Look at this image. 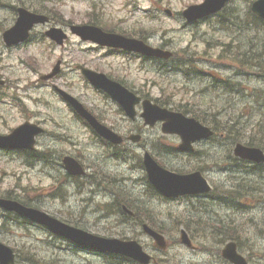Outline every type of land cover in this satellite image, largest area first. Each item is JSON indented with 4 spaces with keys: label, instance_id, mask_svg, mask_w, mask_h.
I'll return each mask as SVG.
<instances>
[{
    "label": "rangeland",
    "instance_id": "374dc122",
    "mask_svg": "<svg viewBox=\"0 0 264 264\" xmlns=\"http://www.w3.org/2000/svg\"><path fill=\"white\" fill-rule=\"evenodd\" d=\"M201 1L203 0H59L44 3L41 0H0V80H5L6 83L0 86V97H7L0 98V132L7 133L29 120L43 123L47 134L41 139L38 148L40 151H52L40 154L45 163L44 170L41 165L31 167L26 164L18 153L0 152V192L12 191L15 196L24 200L33 197L35 206L58 218H67L93 233L124 239L135 238L160 261H168V264H226L216 252V239L223 237L219 236L220 222H224L234 228V237L241 242L242 252L251 257V264H264V171L260 174L252 172L251 179H248L250 187L248 185L239 188L241 193L235 194L239 196L237 200H233V194L225 207L207 209L198 203L195 206L187 204V200L166 202L158 197L159 194L155 199L148 193H143L145 197L153 199L152 201L140 196L138 192L128 195V191L118 187L120 181L127 178V183L133 180L141 183L145 172H129L126 166L118 165L116 161L102 160L101 164L96 157L100 150L93 146V141L87 137V131L71 126L69 112L63 102L47 84L39 81V76L49 71L61 57L68 60L56 83L78 96L100 114L108 125L121 133H128L134 128L143 134L147 147L141 148L142 154L144 149L153 152L150 142L154 141L162 150L165 145L176 147L180 140L177 136L164 135L160 125L145 127L142 120H129L110 99L98 93L84 80L75 70V64H87L107 74L111 73L136 90L148 92L153 99L162 103L169 102L170 108L184 106L190 110L195 109L196 112H206L210 122L233 119L236 121L235 133L240 136V142L245 144L253 142L264 147V106L258 109L249 94L247 99H243L239 93H226L222 89L206 87L209 80L198 72L199 68L196 67L199 65L194 66L196 69L192 77L184 74L168 75L155 61H143L138 57L128 58L118 54L107 56L105 51L96 50L89 43L72 35L65 47L55 49L43 40L45 36L41 26L33 32L32 43L21 49H6L1 38L3 32L16 20L14 5H26L31 9L46 8L48 10L45 11H49L56 21L61 22L60 26L98 21L108 30L146 38L155 46L164 45L180 55L200 58L199 63L206 71L215 70L216 75L230 74L235 80L243 81L247 85L248 93L253 89L264 88L261 79L235 73L234 69L226 65L225 59L218 55L223 48L229 50L221 46L229 41V32L222 29L217 31L212 23L185 28L179 12ZM248 5L249 0H234L230 6L237 7L243 13ZM169 9L172 10V15L166 12ZM241 35L243 46L249 48L248 38L251 34ZM252 47L256 48L257 44L252 43L251 50ZM260 48L258 46L257 50ZM260 53H264V50ZM30 57L37 58V69L24 62ZM262 93L258 101L264 98V91ZM130 147L141 151L140 146L136 148L132 142ZM208 147L198 146L197 149L204 151L198 157L182 158L153 153L169 169L191 172L201 167L218 193H224L228 186L232 189V180L241 185L240 179L230 178L236 162L230 163L227 158L229 153L222 152V148L212 153V150H206ZM64 153L74 154L90 165L91 173L101 176L106 183L105 188L116 191V202L107 207L108 209H103L107 200L100 193L94 198L90 193H74L73 188L65 201L53 198L52 176L57 172L49 168H53L54 161ZM218 164H222L221 170ZM127 167L130 169V166ZM233 170L236 171L237 167ZM249 188L254 194L249 192ZM130 199L134 200L131 204L137 207L134 211L138 217H121L119 204ZM235 203L239 204L240 211L234 210ZM97 207L102 208L95 212ZM0 219H3L1 214ZM151 219H156L159 225L166 224L161 225V229L172 246L165 251L156 248L153 239L142 230V223L150 224ZM186 224L192 229L202 251L193 252L180 244V229ZM24 225L27 227L28 224ZM28 228L26 230L21 224L12 223L10 229L0 231V239L15 248H21L24 256L29 253L34 262L22 260L21 264H102L100 256L94 252L75 249L72 244L67 247V242L54 239L46 229L31 225ZM207 246L212 248L207 251Z\"/></svg>",
    "mask_w": 264,
    "mask_h": 264
},
{
    "label": "water",
    "instance_id": "95a60500",
    "mask_svg": "<svg viewBox=\"0 0 264 264\" xmlns=\"http://www.w3.org/2000/svg\"><path fill=\"white\" fill-rule=\"evenodd\" d=\"M228 0H206L202 5L194 6L190 8L189 11L186 12V16L188 18H195L198 16H204L208 14L215 13L219 11L222 7L225 6ZM254 9L258 11L259 14L264 16V0H259L255 5ZM20 18L15 30L28 31L35 22L44 21L45 17L38 16L36 14L30 13L24 9L20 10ZM74 28V27H73ZM74 31L81 35L84 39H92L102 44H109L114 46H121L127 49H134L140 51H147V53L155 54L156 51H149L146 47L142 45V43H137L136 41L126 39L124 37L107 34L103 32L101 29L83 26L76 27ZM53 34L57 36L62 35V31H53ZM20 35V34H19ZM18 35V36H19ZM25 35L21 36L24 38ZM131 43H135L134 46ZM89 78L94 79V84L99 87H103L106 91H108L115 99H117L124 107L128 115L132 118L135 117V104L140 101V98H137L134 94L130 93L126 89H124L118 83H115L103 75H98L95 73H88ZM95 75V76H94ZM72 105L81 113L87 116L89 119H93V117L84 109V107L77 102L76 100L69 99ZM145 113L143 116L145 117L148 123H155L156 120L164 119L166 120L165 131L168 132H179L183 133L186 128H189L188 131L190 133V138L197 135L195 130V125H199L194 119H187L182 114L172 113L166 109H161L157 105H152L150 101H145L144 103ZM200 126V127H199ZM199 135H207L208 129L199 125ZM32 126L30 124H25L20 127L13 135L8 137L0 136V144L1 145H9V146H21L23 144L32 145L33 138L37 132L33 131ZM205 130V131H204ZM28 145V146H29ZM235 153L238 156L243 158L251 159L256 162L264 161V152L259 148L246 147L242 144H239L235 149ZM147 169L149 174L151 175V179L156 181L157 186L164 192L170 195H179L182 193H198L199 191H207L209 190L208 185L206 184V180L202 177L200 173H194L191 175H175L164 169L160 168L156 165L153 160L147 156ZM0 205L4 206L9 210H15L22 215L31 216L35 220H38L42 223L48 225L54 231L61 233L64 236H67L76 242L83 245H90L93 247H97L100 249H104L107 251L118 252L126 255H130L135 257L136 259H141L144 262H149L150 258L144 254L141 250V247L138 246L136 242H124L119 239H107L101 238L98 236H93L87 232L82 230L69 227L58 220L49 217L47 215L41 214L36 211H32L23 207L22 205L7 200H0ZM150 234H153L158 241H160L161 236L154 233L150 229H146ZM183 241L188 242L186 236L183 237ZM189 243V242H188ZM163 245V244H161ZM225 255L235 261L237 264H246L245 259L235 254V248L231 245L226 251ZM0 264H17L15 261L14 251L8 247L7 245L0 242Z\"/></svg>",
    "mask_w": 264,
    "mask_h": 264
},
{
    "label": "trees",
    "instance_id": "16d2710c",
    "mask_svg": "<svg viewBox=\"0 0 264 264\" xmlns=\"http://www.w3.org/2000/svg\"><path fill=\"white\" fill-rule=\"evenodd\" d=\"M244 25H246V24H244ZM263 25H264V22H263ZM229 44H231V43H229ZM229 44H223V46L222 47H226L227 45H229ZM232 45V44H231ZM232 48H234V46L232 45ZM237 48H239V47H237ZM256 49L257 48H254V47H252V50H251V48L249 49V51L250 52H252V53H255L256 52ZM254 60H260L261 59V57H257V58H253ZM250 144L251 145H258V146H261L260 144H256V143H253V142H250Z\"/></svg>",
    "mask_w": 264,
    "mask_h": 264
},
{
    "label": "bare ground",
    "instance_id": "6f19581e",
    "mask_svg": "<svg viewBox=\"0 0 264 264\" xmlns=\"http://www.w3.org/2000/svg\"><path fill=\"white\" fill-rule=\"evenodd\" d=\"M58 18V17H57ZM95 76V75H94ZM105 140V139H104ZM106 141V140H105ZM155 192V195H158V197H160L161 199L165 200V196H164V193L160 190V189H155L154 190Z\"/></svg>",
    "mask_w": 264,
    "mask_h": 264
},
{
    "label": "flooded vegetation",
    "instance_id": "af4514ba",
    "mask_svg": "<svg viewBox=\"0 0 264 264\" xmlns=\"http://www.w3.org/2000/svg\"><path fill=\"white\" fill-rule=\"evenodd\" d=\"M195 247H196V250H197V248H198V250H201L202 248L200 247V246H194V249H195ZM196 250H193V251H196Z\"/></svg>",
    "mask_w": 264,
    "mask_h": 264
}]
</instances>
